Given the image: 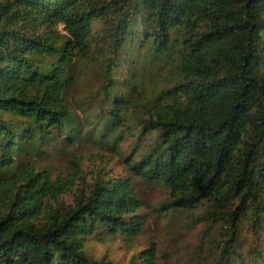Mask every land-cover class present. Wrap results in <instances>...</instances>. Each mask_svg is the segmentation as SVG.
Segmentation results:
<instances>
[{"label":"trees","instance_id":"16d2710c","mask_svg":"<svg viewBox=\"0 0 264 264\" xmlns=\"http://www.w3.org/2000/svg\"><path fill=\"white\" fill-rule=\"evenodd\" d=\"M142 49L166 72L151 96L131 75ZM79 66L104 77L100 144L136 124L129 172L165 186L160 211H202L207 264H264V0H0V264H113L90 238L143 230L131 178L40 164L73 145Z\"/></svg>","mask_w":264,"mask_h":264},{"label":"rangeland","instance_id":"374dc122","mask_svg":"<svg viewBox=\"0 0 264 264\" xmlns=\"http://www.w3.org/2000/svg\"><path fill=\"white\" fill-rule=\"evenodd\" d=\"M150 58L146 50L142 49L129 59L133 69L132 79L139 81L144 96L156 92L161 75H166L165 71L160 74L158 63L152 62ZM80 67L73 74L75 81L69 98L73 111L72 123L75 125L72 130L73 145H68L66 140L54 143L49 156L40 164L60 173L75 160L80 161V167L89 180L98 173L103 174L106 180L131 178L133 190L142 204L141 214L144 218L143 230L136 237L111 238L101 234L90 238L85 251L97 261L106 260L113 264H130L135 256L148 249H152L154 264H207L206 256L200 253L202 236L206 230L202 211H160L159 207L168 198L165 186L133 178L129 172L125 159L138 146V134L133 131L136 124L126 122L129 126L127 130L108 132L107 143L100 144L99 137L105 125L104 121L99 122L95 112L100 109L98 105L101 97L97 90L104 84V77L95 70L88 71ZM121 92L125 95L128 93L131 98L127 116L133 119L131 112L143 110L142 101L138 102L131 88H123ZM119 98H123L121 94ZM116 137L122 138V141L114 147ZM69 201L67 197L65 202Z\"/></svg>","mask_w":264,"mask_h":264}]
</instances>
